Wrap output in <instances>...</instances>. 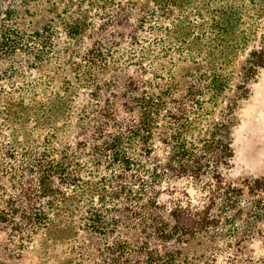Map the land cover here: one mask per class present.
<instances>
[{
  "label": "rangeland",
  "instance_id": "1",
  "mask_svg": "<svg viewBox=\"0 0 264 264\" xmlns=\"http://www.w3.org/2000/svg\"><path fill=\"white\" fill-rule=\"evenodd\" d=\"M0 264H264V0H0Z\"/></svg>",
  "mask_w": 264,
  "mask_h": 264
}]
</instances>
